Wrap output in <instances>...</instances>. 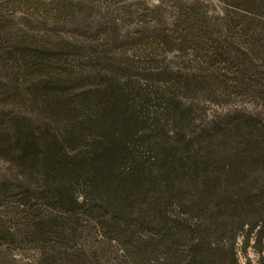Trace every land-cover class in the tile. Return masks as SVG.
I'll list each match as a JSON object with an SVG mask.
<instances>
[{"label": "trees", "instance_id": "trees-1", "mask_svg": "<svg viewBox=\"0 0 264 264\" xmlns=\"http://www.w3.org/2000/svg\"><path fill=\"white\" fill-rule=\"evenodd\" d=\"M221 1L140 8L117 56L111 0H0V244L36 264H264V0ZM17 6L35 9L19 29ZM230 97L252 107L197 115Z\"/></svg>", "mask_w": 264, "mask_h": 264}, {"label": "rangeland", "instance_id": "rangeland-1", "mask_svg": "<svg viewBox=\"0 0 264 264\" xmlns=\"http://www.w3.org/2000/svg\"><path fill=\"white\" fill-rule=\"evenodd\" d=\"M6 1V0H5ZM10 2V0H8ZM13 2L17 0H11ZM21 1V0H20ZM38 2V4L41 5H48L54 0H35ZM177 1H185V0H111L112 4L105 11L107 14V23L108 27L112 26V20L116 22L117 25V31L115 36L118 38L117 45H113V47L110 48V55H117L123 54L124 56H130L133 52H131V49H128L127 44L132 40L133 38L140 36V34L143 31L142 25H139V17L135 14L136 11L142 9L143 7L147 9H152L154 7H157L159 5L163 6V10L166 12L168 10H171L172 6ZM187 1V0H186ZM189 1V0H188ZM203 4L206 6V11L209 15L214 14H220L224 7L225 3L221 0H201ZM6 6V5H5ZM130 8L128 12H131L128 15H125L124 9ZM8 9V6L6 7V10ZM5 10V9H4ZM34 7H16L15 10H13L12 14H9L11 12H5L3 11L2 14H4V20L9 22L10 24H14L16 28H21V24H23L24 19L26 17H30L29 14L34 12ZM40 11V10H39ZM140 14V11H138ZM39 15L42 17L41 20L46 18V14L42 11L39 12ZM33 19V18H31ZM168 22L167 20H165ZM164 21V22H165ZM149 22V21H148ZM105 25V24H104ZM74 31V28L68 27L67 30H63L62 28L52 29L51 30V36L49 38L50 41H64L67 42H73L75 40L74 35L72 32ZM127 39V40H126ZM111 42V41H110ZM126 42V43H125ZM114 46H117L116 48ZM118 46H121L119 48ZM127 48V49H126ZM126 49V50H123ZM176 52H168L163 53L162 56L168 61H173L174 57L176 56ZM188 58H180L179 61H181V64H186V61ZM184 61V62H183ZM184 67V66H183ZM244 108V109H250L252 107L251 102H248V100H245L243 98H235L230 97L228 100H220L218 103L207 101L204 104L199 105V110L197 111V115L201 117L203 120H211L212 118L216 117L215 119H219L223 114L228 113L229 111L236 109V108ZM7 170V165L0 161V171L5 172ZM247 256L251 258V260L254 263L255 260V254L251 248L247 249ZM37 253L33 249L32 246L26 245V244H18V245H8L5 242H2L0 244V264H36L37 260ZM239 260L240 264H244V257L241 252H239Z\"/></svg>", "mask_w": 264, "mask_h": 264}]
</instances>
